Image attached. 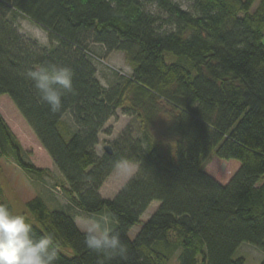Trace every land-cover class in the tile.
Wrapping results in <instances>:
<instances>
[{
  "label": "trees",
  "instance_id": "16d2710c",
  "mask_svg": "<svg viewBox=\"0 0 264 264\" xmlns=\"http://www.w3.org/2000/svg\"><path fill=\"white\" fill-rule=\"evenodd\" d=\"M256 1L194 0L187 9L176 0H0V95L31 126L69 198L52 209L35 196L22 213L35 235L56 242L57 264H244L235 257L244 242L264 252V0L252 11ZM19 16L42 27L50 46L22 34ZM94 45L123 52L133 72L104 86ZM49 64L74 73L56 113L25 77ZM118 109L138 119L139 135L128 124L111 154H100V134ZM23 153L0 113V159L49 172ZM221 160L237 163L211 173L215 162L228 167ZM122 161L137 164L135 175L115 198L102 197ZM154 201L159 207L131 238ZM81 211L111 215L126 259L105 261L86 247Z\"/></svg>",
  "mask_w": 264,
  "mask_h": 264
},
{
  "label": "rangeland",
  "instance_id": "374dc122",
  "mask_svg": "<svg viewBox=\"0 0 264 264\" xmlns=\"http://www.w3.org/2000/svg\"><path fill=\"white\" fill-rule=\"evenodd\" d=\"M176 1L187 9L191 8L194 2V0ZM259 1L260 0H257L253 5L252 11L257 8ZM17 24L22 34L36 39L42 46H50L48 34L42 27L28 18L21 16L18 17ZM93 47L100 56L97 62L95 61L97 66V77L104 86L110 87L122 73L130 75L133 72V68L126 62L123 52L114 51L106 54L102 46L94 45ZM0 113L17 137L24 151L23 157L25 161L32 163L38 168L49 170V172L43 174L28 173L15 162L13 157H3L0 159V201L7 203L14 214L26 212V202L35 196H41L52 209L68 204L69 198L65 193L62 195V174L56 167L47 150L41 144L31 126L8 95H0ZM65 121L68 123L72 122L70 114L67 113L65 115ZM128 124H131L136 131L135 134L139 135L137 131L138 119L135 116L124 113L122 109H118L116 116L109 119L105 126V130L100 134V143L97 146L98 152L103 154L106 151L105 146L113 147L115 140ZM222 162L228 165V167L222 166L220 162H215L213 168L211 167L209 171L215 174L220 173L221 175V169L229 168V165H234L232 163L236 161ZM127 164L132 169L131 176L128 175L127 168L116 167L100 189L102 197L115 198L131 177L135 175L137 164L133 162H127ZM207 166L208 163L206 164V167ZM223 172L225 173V171ZM220 175L219 177H221ZM159 205L160 202L158 201H154L150 204L141 216V222L130 230L129 236L131 238H135L143 223L154 214ZM99 216L101 215H89L81 211L78 212L76 221L80 228L86 231L89 226L90 218ZM64 252L69 256L74 255V250L72 248H67ZM235 257H243L245 259L244 264H260L264 259V252L257 246L244 242L237 249ZM169 264H177V258H174Z\"/></svg>",
  "mask_w": 264,
  "mask_h": 264
},
{
  "label": "clouds",
  "instance_id": "9594fccd",
  "mask_svg": "<svg viewBox=\"0 0 264 264\" xmlns=\"http://www.w3.org/2000/svg\"><path fill=\"white\" fill-rule=\"evenodd\" d=\"M26 79L32 82L41 102L51 112L62 108V99L74 91V73L65 66L49 64L29 68ZM117 168L132 169L126 161L118 162ZM110 214L90 218L84 233L86 247L102 256L105 261L115 257L127 258V245L120 233L112 227ZM59 249L51 236L35 235L34 228L22 214H14L8 205L0 203V264H57Z\"/></svg>",
  "mask_w": 264,
  "mask_h": 264
},
{
  "label": "water",
  "instance_id": "95a60500",
  "mask_svg": "<svg viewBox=\"0 0 264 264\" xmlns=\"http://www.w3.org/2000/svg\"><path fill=\"white\" fill-rule=\"evenodd\" d=\"M105 150H106L109 154H111V147H110V146H105Z\"/></svg>",
  "mask_w": 264,
  "mask_h": 264
}]
</instances>
